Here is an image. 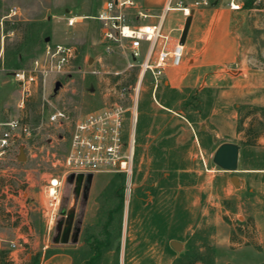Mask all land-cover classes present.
<instances>
[{
  "label": "rangeland",
  "instance_id": "374dc122",
  "mask_svg": "<svg viewBox=\"0 0 264 264\" xmlns=\"http://www.w3.org/2000/svg\"><path fill=\"white\" fill-rule=\"evenodd\" d=\"M228 1L221 0L225 5ZM4 3L6 15L0 18V27L6 29L8 21L11 25L0 37V117H24L37 134L34 143L21 144L25 160L18 159L21 147L0 158V234L20 237L16 243L24 249L28 262L19 264H28L37 255L41 261L64 247V211L75 212L70 244L66 247L74 251L77 264H174L189 251H204L207 246L214 247L216 264H264V113L260 111L264 108V7L241 10L234 23L246 70L229 73L234 77L243 74V80L230 79L226 87L196 96L186 93L191 104L185 116L193 117L197 128L210 129L211 140L218 135L217 143L233 141L239 145L238 170L250 172L220 169L214 163L218 147L213 143L204 146L200 142L198 146L196 142L193 147L192 134L181 130L179 118L154 101L152 78L146 76L139 107L148 115L145 123L150 124L143 132L136 128V169L129 204L142 216L133 219L131 209L126 213L124 176L100 174L95 176L87 197L84 191L76 192L74 180H67L59 219L50 230L43 218L46 186L59 172L52 162L66 154L71 125H50L49 116L62 110L77 121L102 109L112 101V88L134 84L140 68H129L122 51L113 55L104 52L100 24L95 20L100 0ZM13 8L18 9V15L8 18ZM69 15L82 19L69 27ZM176 35L181 36L182 32ZM48 44L71 45L77 49L78 58L68 74L50 78L44 88L32 87L31 95L23 97V88L13 74L30 69ZM58 83L61 86L56 90ZM200 101L202 108L196 109ZM163 127L174 131L170 141L173 147H179L174 158L163 159L157 152ZM249 129L259 137L249 140ZM178 157L186 159L180 161ZM233 176L244 180L242 189L232 182ZM160 186L168 189L161 195L166 206L173 208L177 198L178 225H173L171 231L163 227V237H141L149 233L143 231V217L148 211L152 213ZM170 234L172 237H168ZM108 241L99 251L98 242Z\"/></svg>",
  "mask_w": 264,
  "mask_h": 264
},
{
  "label": "built area",
  "instance_id": "2783aa9c",
  "mask_svg": "<svg viewBox=\"0 0 264 264\" xmlns=\"http://www.w3.org/2000/svg\"><path fill=\"white\" fill-rule=\"evenodd\" d=\"M247 1L229 0L227 4L232 10L241 11L246 9ZM146 2L100 0L95 17L100 24L104 52L113 55L122 51L129 68H140V75L134 84L115 85L109 104L77 121L62 110H56L49 116L50 125H71L66 154L52 162L53 168L59 172L50 178L46 186L43 218L50 230L59 219L62 191L71 176L123 175L126 181L125 207L129 208L136 169V125L144 79L150 76L156 90L166 70L170 66L181 65L184 55L181 38L175 41L171 34L164 31L166 17L170 12L179 10L188 18L196 10L213 5V0H166L161 9H154ZM253 7H264V0H253ZM18 12L17 8H13L7 17L13 18ZM80 19L82 17L69 15L67 25L74 27ZM78 55L77 49L71 45H46L43 55L35 59L30 69L13 74L23 88V97L31 95L32 87L44 88L50 78L68 74ZM36 138V128L24 117L11 116L1 121L0 158L18 151L23 143H34ZM33 149L39 150L34 146ZM52 157H55L54 154Z\"/></svg>",
  "mask_w": 264,
  "mask_h": 264
},
{
  "label": "crops",
  "instance_id": "0c3cea01",
  "mask_svg": "<svg viewBox=\"0 0 264 264\" xmlns=\"http://www.w3.org/2000/svg\"><path fill=\"white\" fill-rule=\"evenodd\" d=\"M165 1L166 0H147L146 4L154 9H161ZM4 12L5 3L4 0H0V18L6 15ZM241 13L242 11L232 10L228 4L225 5L221 0H213V5L211 7L196 10L192 16L191 26L184 44V55L181 65L170 66L166 70L161 84L153 92L154 101L163 110L179 118L181 130L185 129L192 134L190 140L193 147L196 142L198 146H200V142H202L204 146L205 144L211 145V143H213L217 145L218 148L224 143H235L233 141L217 143L216 138H219L218 135L213 136L211 140L210 136L212 131L206 127H202L201 129L197 128L195 122H190L186 118L185 111L191 104L190 101L187 102L188 94L189 96L197 95L206 90L226 87V83L229 82L230 79L235 82L243 80V74L234 77L229 73L230 71L238 72L239 70H246L241 38L234 30V23ZM186 20L187 17L182 11H172L166 17L164 31L171 34L176 41V39L182 36H177L176 33L183 32ZM5 32L8 31L0 27V37L3 34L5 35ZM172 91H177V94L173 95L171 99ZM159 93H162V95H160L161 97L164 93L169 94V98L167 99L171 101L170 106H165L166 104L164 101L161 98H157V94ZM223 93L225 92L223 91ZM159 100H161V103ZM144 113L146 114L145 111ZM149 114H152V111ZM3 120L4 119L0 117V122ZM149 124L147 126L145 123L140 132L148 129ZM165 128L166 127H163L161 134L158 135L157 152L159 153V157L163 159L164 157L165 159L167 157L174 158V156H178V153L175 152H177L176 149L179 147H173L174 145L170 141L175 136L174 131L172 132V130ZM193 156L194 155L191 154V158ZM178 159L180 161H185L186 158L178 157ZM175 168L179 169L178 166H175ZM180 169L186 171L184 168ZM237 172L250 171L238 170ZM94 180L95 176L93 177L92 185ZM239 185L240 190L244 186L243 179H241ZM100 189L99 191H103L105 187ZM158 190L159 196L155 198L157 201L152 209V213L148 211L143 217V221H146L143 231L149 233L147 235L143 233L141 237H163V227H169L171 231L173 225H178L177 198L173 201V208L171 205L166 206L161 195L166 194L168 189L160 186ZM174 190H177V188H174ZM130 209V207L127 208V215L130 213ZM140 216H142L140 211L133 206L131 209V217L134 219L135 217L140 218ZM159 220L161 222H159ZM168 237H172L171 234ZM19 238L20 237H7L4 234H0V251H8L9 255L7 260L12 261L14 264H19V262L22 263L23 261L25 263L28 262V256L25 254L24 249H21V245L16 243V240ZM69 244H62L64 247L59 248L57 252L51 254L49 257L42 258L40 264H77L74 251L66 247ZM12 245H16V247L13 248Z\"/></svg>",
  "mask_w": 264,
  "mask_h": 264
},
{
  "label": "water",
  "instance_id": "95a60500",
  "mask_svg": "<svg viewBox=\"0 0 264 264\" xmlns=\"http://www.w3.org/2000/svg\"><path fill=\"white\" fill-rule=\"evenodd\" d=\"M192 16H189L186 20L184 30L182 32V36L180 39L181 44H185L191 22H192ZM61 84L58 83L56 85V90L60 88ZM239 158H240V146L235 143H224L222 144L214 155V163L222 170L227 172H237L239 167ZM20 161H23L26 159V154L24 149L21 147L20 149V155L18 157ZM93 175H88L85 177L84 175L80 174L76 177L71 176V180L75 181V190L78 194H80L82 191H84V195L87 197L93 181ZM232 182L235 185H239V178L237 176L232 177ZM62 215L66 218L65 220V227L62 233L61 237V244H69L70 243V237L72 234V228L75 221V212L74 211H64ZM176 247V245L174 246Z\"/></svg>",
  "mask_w": 264,
  "mask_h": 264
},
{
  "label": "trees",
  "instance_id": "16d2710c",
  "mask_svg": "<svg viewBox=\"0 0 264 264\" xmlns=\"http://www.w3.org/2000/svg\"><path fill=\"white\" fill-rule=\"evenodd\" d=\"M253 8V0H249L246 3V9H250ZM10 22H6L5 24V31H9L10 30ZM160 90V88H159ZM211 90H206V92H210ZM160 94V93H159ZM159 94H157V98H161L164 103L166 104L165 106H170V100H168L167 98H169V94L168 93H164L163 96L161 97ZM177 94V91H172L171 93V99L173 98V95ZM196 96V95H194ZM202 102L200 101L199 104H197L196 109H200L202 108ZM210 104V101H209ZM261 112L264 113V108L260 109ZM148 115L144 113V109L142 107H139V116H138V126H137V130L141 131L144 127V119L145 117H147ZM186 118L190 121V122H194L195 120L193 119V117L191 116H186ZM202 118H205V116H203ZM148 126V124H146ZM248 137L250 138L249 140H251V138H253L254 140L257 139L259 137V134L257 132H254V130L249 129V134ZM249 144V143H248ZM122 206L123 203L121 202L118 205V209L121 211L122 210ZM99 246H98V250L100 251L101 248L105 245V244H109L110 242L108 241L107 243L105 242H98ZM109 245H107L108 247ZM8 255L9 252L6 250H2L0 251V264H10L8 259ZM51 254H48L47 257H49ZM216 252L214 247L212 246H207L204 248V251H201L199 249L196 250H192L189 251L188 253H186L185 255H183L182 257H180L179 259L176 260V262L174 264H216L215 261V256ZM28 264H40V255H37L35 257H33V259H31V261Z\"/></svg>",
  "mask_w": 264,
  "mask_h": 264
}]
</instances>
